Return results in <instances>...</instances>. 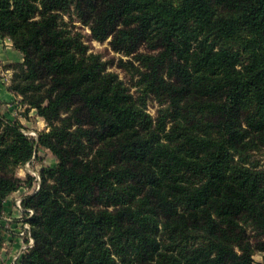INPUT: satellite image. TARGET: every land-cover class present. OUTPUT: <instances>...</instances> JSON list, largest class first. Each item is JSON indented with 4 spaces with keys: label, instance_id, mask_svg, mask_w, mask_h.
Masks as SVG:
<instances>
[{
    "label": "trees",
    "instance_id": "obj_1",
    "mask_svg": "<svg viewBox=\"0 0 264 264\" xmlns=\"http://www.w3.org/2000/svg\"><path fill=\"white\" fill-rule=\"evenodd\" d=\"M0 37L23 54L8 89L45 123L0 111V214L19 166L56 159L21 201L19 264H264V0H0Z\"/></svg>",
    "mask_w": 264,
    "mask_h": 264
},
{
    "label": "rangeland",
    "instance_id": "obj_2",
    "mask_svg": "<svg viewBox=\"0 0 264 264\" xmlns=\"http://www.w3.org/2000/svg\"><path fill=\"white\" fill-rule=\"evenodd\" d=\"M65 21H69V19L65 17ZM69 27L74 31H78L82 34L84 41L88 43L89 51L98 52L102 54L103 59L114 58L113 65H108L107 69L109 71H113L117 73L118 77L121 80H123L127 85L131 84L130 73L127 70L119 68L116 65V62L118 58L121 57V55L108 49V44L106 41L98 42L95 40L92 41L88 40L87 35L89 33V29L85 25H82L77 20L72 21V25L70 24ZM122 58L125 59L126 57L122 56ZM146 108L150 114L154 115L155 110L157 108V103L154 100L149 99L147 101ZM21 114L26 119V122H24L23 124L21 123L23 125V130L27 132V134L34 133V134H29V136L36 137L37 132L45 128V126H41V123L37 121L36 116L30 117L27 111L21 112ZM257 157L260 158L261 163L264 165V156L258 155ZM55 162L56 159L49 150L44 148H38L36 151V156L33 157V159L30 162H28V164L26 163L22 166H19L15 170V175L23 181L20 187L17 189L19 191L18 193H20L19 195H25L26 193L30 192V190H32L34 186H36V182L38 183L39 180L36 179V175L39 176L38 172L40 168L45 166H51ZM28 174L30 176H33L35 179V181L31 182L32 186H27V183L25 181ZM12 200L13 198L11 199V203H13ZM12 213L13 212L3 214L4 216L10 217L11 220H6L5 223H3L4 242L0 249V264L9 263L10 257L17 251L18 248L16 243L17 239L15 237H16V232L21 228V221L18 220L19 217L16 218V216H13ZM2 219L3 218H1L0 220ZM260 255L262 256V254L260 253L254 255L256 261L262 260V258L259 259Z\"/></svg>",
    "mask_w": 264,
    "mask_h": 264
},
{
    "label": "crops",
    "instance_id": "obj_3",
    "mask_svg": "<svg viewBox=\"0 0 264 264\" xmlns=\"http://www.w3.org/2000/svg\"><path fill=\"white\" fill-rule=\"evenodd\" d=\"M22 60L23 54L12 45L11 40L7 37H0V67H7V64L22 62ZM7 85L8 84L4 83L0 77V111L11 119L17 118L23 124L26 122V119L23 117V115L20 114L17 117V114H15V109L18 108V102L20 98L17 97L11 90H9ZM27 112L30 117L36 116V119L41 123V126H45L44 120L35 113L34 109H30ZM18 192V190L13 191L6 197L2 211L3 214L13 212L12 215L18 218L20 212L14 207V202L11 203V199L13 198L14 200L15 196L20 194ZM261 258L262 256L260 255L259 259Z\"/></svg>",
    "mask_w": 264,
    "mask_h": 264
},
{
    "label": "built area",
    "instance_id": "obj_4",
    "mask_svg": "<svg viewBox=\"0 0 264 264\" xmlns=\"http://www.w3.org/2000/svg\"><path fill=\"white\" fill-rule=\"evenodd\" d=\"M12 70L7 68V67H0V77L1 80L8 84L10 82ZM25 105L22 104L20 101L18 102V108L15 109V114L18 117L21 112H24L25 110ZM22 131L24 134L29 135V134H34V133H29L25 132L22 128ZM28 164V162H27ZM36 179H39V176L36 175ZM38 187V183L36 182L35 189ZM23 199V196L17 195L15 196L13 202H14V207L16 210L20 212L19 220L21 221V228L16 232V243H17V251L10 257L9 263H4V264H19L20 258L22 254L33 244V237L31 235V229H30V223L28 222V218L30 215L33 213L31 209H25L21 205V201ZM0 223L3 224L5 223L6 220H11L10 217L4 216L3 213L0 214Z\"/></svg>",
    "mask_w": 264,
    "mask_h": 264
},
{
    "label": "water",
    "instance_id": "obj_5",
    "mask_svg": "<svg viewBox=\"0 0 264 264\" xmlns=\"http://www.w3.org/2000/svg\"><path fill=\"white\" fill-rule=\"evenodd\" d=\"M36 149V148H35Z\"/></svg>",
    "mask_w": 264,
    "mask_h": 264
}]
</instances>
